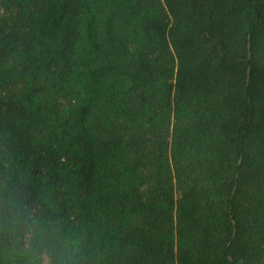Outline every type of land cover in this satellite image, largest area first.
<instances>
[{
    "label": "trees",
    "instance_id": "16d2710c",
    "mask_svg": "<svg viewBox=\"0 0 264 264\" xmlns=\"http://www.w3.org/2000/svg\"><path fill=\"white\" fill-rule=\"evenodd\" d=\"M0 183L92 264H264V0H0Z\"/></svg>",
    "mask_w": 264,
    "mask_h": 264
},
{
    "label": "clouds",
    "instance_id": "9594fccd",
    "mask_svg": "<svg viewBox=\"0 0 264 264\" xmlns=\"http://www.w3.org/2000/svg\"><path fill=\"white\" fill-rule=\"evenodd\" d=\"M0 264H92L84 236L0 183Z\"/></svg>",
    "mask_w": 264,
    "mask_h": 264
},
{
    "label": "water",
    "instance_id": "95a60500",
    "mask_svg": "<svg viewBox=\"0 0 264 264\" xmlns=\"http://www.w3.org/2000/svg\"><path fill=\"white\" fill-rule=\"evenodd\" d=\"M248 48H249V44H248ZM234 233H235V231H234Z\"/></svg>",
    "mask_w": 264,
    "mask_h": 264
}]
</instances>
